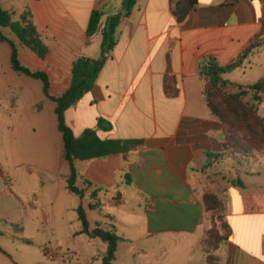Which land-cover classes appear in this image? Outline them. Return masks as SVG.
<instances>
[{
	"label": "crops",
	"instance_id": "0c3cea01",
	"mask_svg": "<svg viewBox=\"0 0 264 264\" xmlns=\"http://www.w3.org/2000/svg\"><path fill=\"white\" fill-rule=\"evenodd\" d=\"M177 1L0 0V6L13 13V20L31 13L49 47L46 59L20 44L10 29L4 32L17 43L23 65L48 73L52 96L69 88L77 58L100 54L101 32L86 43L93 10L121 15L117 44L94 88L65 118L77 136L97 128L103 139L144 140L128 163L120 154L75 163L77 184L85 190L82 200L89 197L88 206L96 205L90 210L107 207L119 213L122 209L115 208L127 204V223L143 229L137 240L127 238V245L155 244L154 249L133 251L134 259L140 254L135 264H207L201 242L209 221L202 198L209 192L225 194V220L232 230L218 250L220 264H264V152L233 157L224 148L223 125L207 106L200 74L205 59L227 65L262 32L264 3L196 0L178 22L173 13ZM11 52L10 44L0 40V218L20 223L28 216V223H48L46 217L43 222L33 219V212L42 201L67 197L70 165L55 102L45 96L40 79L12 69ZM167 76L173 79L174 96L166 92ZM263 77L264 50L225 76L242 88ZM258 100L264 117V93ZM100 119L111 128H98ZM3 159L11 166L8 170ZM17 167L27 172H17ZM108 217L119 221L116 215ZM0 231L5 233L0 237L14 243L34 244L11 238L10 225H0ZM11 244L0 241V264H32L30 251Z\"/></svg>",
	"mask_w": 264,
	"mask_h": 264
},
{
	"label": "trees",
	"instance_id": "16d2710c",
	"mask_svg": "<svg viewBox=\"0 0 264 264\" xmlns=\"http://www.w3.org/2000/svg\"><path fill=\"white\" fill-rule=\"evenodd\" d=\"M264 3V0H262ZM196 6V0H179L174 3L173 13L178 22H183L187 15ZM129 10V8H128ZM106 17L105 21L104 18ZM121 15H106L102 9L93 10L87 29V44H90L94 35L101 32L102 44L100 54L96 58L81 56L73 63L72 81L69 88L60 96H52L50 93L51 81L47 72L33 71L22 64L19 58L18 45L4 32L10 29L19 43L32 50L39 58L46 59L49 47L38 32L31 13H23L18 20H13V13L0 6V40L6 41L11 46V66L18 73L43 82V92L47 98L55 102V113L58 128L63 136L64 158L70 165V175L67 180V188L70 193L83 199L85 190L78 186L80 175L76 169V161H88L92 159L106 158L111 154H120L123 162L128 163L131 154L144 144L142 139H103L97 133V128H87L80 135H75L67 124L66 111L81 100L95 86L96 80L106 61L117 44V26ZM262 32L253 38L250 45L231 63L219 65L213 58L205 59L200 65V74L205 81L204 95L211 112L219 118L223 125V134L231 156L245 155L251 151L264 152V117L259 114L257 107H251L242 100H236L235 95H228L226 88L235 84L227 80V74L241 68L245 61L255 52L264 50V11L262 16ZM171 80V82H169ZM170 76L166 77L165 89L168 95H176V89ZM259 99V94L264 93V77L257 83L247 86ZM233 100L235 102H233ZM226 108V109H225ZM234 120L235 125H230L229 120ZM98 128L110 129L111 123L99 120ZM234 132L244 133L241 141L234 139ZM98 191L92 193L96 197ZM203 204L210 227L206 229L202 242L201 251L206 257L207 264H220L218 250L227 243L232 234L230 225L225 220L224 200L222 196L214 192L203 195ZM95 204L89 208L94 209ZM81 230L78 234H85L90 238H99L107 244L106 251L101 256V264H114L117 259L118 246L123 238L117 234L116 227L106 229L101 224H92L87 216V209L80 204L76 209ZM1 226H11V238L29 243L22 237L21 225L8 223L0 218ZM5 234L0 231V235Z\"/></svg>",
	"mask_w": 264,
	"mask_h": 264
},
{
	"label": "rangeland",
	"instance_id": "374dc122",
	"mask_svg": "<svg viewBox=\"0 0 264 264\" xmlns=\"http://www.w3.org/2000/svg\"><path fill=\"white\" fill-rule=\"evenodd\" d=\"M226 92L228 95L237 96L236 100H242L251 107L258 108L257 102L259 100L255 98V95H253L254 92L248 87L242 88L238 87L237 85H229L226 88ZM233 102L235 101L233 100ZM229 124L235 125L234 120H229ZM233 135L234 139L237 141H241L244 138V133L241 134L234 132ZM225 144L228 145L226 140ZM230 147L231 146L227 148L229 149ZM253 152L255 151H251L246 154ZM238 156L241 155L239 154ZM3 166L6 170L11 168L5 159H3ZM16 170L17 172L20 171L21 173L27 172L26 167H17ZM57 182H55V185ZM217 194L222 196L224 200L225 215V194ZM89 202V197H87L85 200H82L72 193H67L66 198L61 197L56 203H53L50 199L45 200V202L42 201L40 205H37V210L34 212L30 210V212H33V219H36V221L41 220L43 222V219L46 217L47 221H49L48 223H28L30 220L28 216L25 218V221L14 223L21 225L22 229L24 230L25 239L34 243L32 246L14 243L6 236L0 237V241L2 243H14L11 244L13 247L30 251V263L32 264H101V256L106 251L107 244L99 238H90L85 234H76L81 230V223L78 220L76 209L81 203H83L87 209L88 219L92 224L99 223L106 229H112L113 227H116L117 234L124 239V241L119 244L117 260L114 264L138 263L140 254H137L136 259H134L132 253L133 251L139 253L144 246H147L148 248L152 246L153 249L155 248V244L150 241H136V243L127 245V238H131L135 241L140 234V230H143L142 227L136 226L137 223H127V204L124 208L116 207V210L122 209V211L115 213L117 211H109L107 207H103L100 211L90 210L88 206ZM108 214H111V216L116 215L119 221H112L108 217ZM209 227L210 223L208 228ZM2 232H7V234L11 233L9 228H3ZM16 254L19 255V253ZM57 254L61 257V259H53V257Z\"/></svg>",
	"mask_w": 264,
	"mask_h": 264
},
{
	"label": "built area",
	"instance_id": "2783aa9c",
	"mask_svg": "<svg viewBox=\"0 0 264 264\" xmlns=\"http://www.w3.org/2000/svg\"><path fill=\"white\" fill-rule=\"evenodd\" d=\"M217 1H220V2H227V1H229V0H217Z\"/></svg>",
	"mask_w": 264,
	"mask_h": 264
}]
</instances>
